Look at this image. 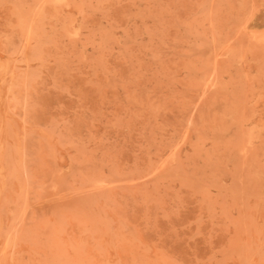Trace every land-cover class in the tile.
Listing matches in <instances>:
<instances>
[{
    "label": "rangeland",
    "instance_id": "obj_1",
    "mask_svg": "<svg viewBox=\"0 0 264 264\" xmlns=\"http://www.w3.org/2000/svg\"><path fill=\"white\" fill-rule=\"evenodd\" d=\"M0 264H264V0H0Z\"/></svg>",
    "mask_w": 264,
    "mask_h": 264
}]
</instances>
